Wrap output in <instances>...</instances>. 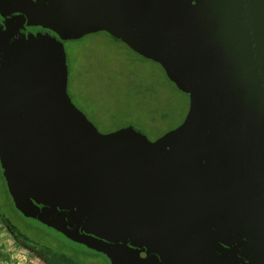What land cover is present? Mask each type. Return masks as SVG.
Masks as SVG:
<instances>
[{
    "label": "water",
    "instance_id": "water-1",
    "mask_svg": "<svg viewBox=\"0 0 264 264\" xmlns=\"http://www.w3.org/2000/svg\"><path fill=\"white\" fill-rule=\"evenodd\" d=\"M105 33L188 95L102 133L66 44ZM0 170L16 212L108 264H264V0H0Z\"/></svg>",
    "mask_w": 264,
    "mask_h": 264
},
{
    "label": "rangeland",
    "instance_id": "rangeland-1",
    "mask_svg": "<svg viewBox=\"0 0 264 264\" xmlns=\"http://www.w3.org/2000/svg\"><path fill=\"white\" fill-rule=\"evenodd\" d=\"M66 52L70 96L102 133L131 126L156 140L185 120L188 96L168 80L157 63L143 60L123 43L100 33L90 35L84 43H67ZM0 197L6 202L1 180ZM11 216L19 230L41 239L45 237L23 218L24 221ZM66 253L81 260L74 252ZM0 257L20 264H71L26 241L1 216ZM82 259L90 264H106L102 258Z\"/></svg>",
    "mask_w": 264,
    "mask_h": 264
},
{
    "label": "trees",
    "instance_id": "trees-1",
    "mask_svg": "<svg viewBox=\"0 0 264 264\" xmlns=\"http://www.w3.org/2000/svg\"><path fill=\"white\" fill-rule=\"evenodd\" d=\"M100 34V33H97V35ZM105 34V33H103ZM96 35V34H93V36ZM106 35V34H105ZM92 36V35H91ZM108 36V35H107ZM87 38H89V36L85 37L84 39L82 40H79V41H75V42H79V43H84ZM111 38V37H110ZM115 41H118L114 38H111ZM120 42V41H118ZM143 60H146V61H150V60H147V59H144ZM159 65V64H158ZM160 66V65H159ZM161 67V66H160ZM162 68V67H161ZM163 70V69H162ZM164 74L166 75L165 71L163 70ZM167 77V76H166ZM169 80V79H168ZM172 83V82H171ZM173 84V83H172ZM175 87L176 85L173 84ZM177 88V87H176ZM178 89V88H177ZM187 95V94H186ZM188 96V95H187ZM167 118V115H164L163 116V119H166ZM0 180L2 181V184H3V187L5 188V195H6V202L3 201V199H1L0 197V216L1 218L4 220V222L6 223V225L10 228H14V229H17V231L20 233V235L28 242L32 243V244H35L37 245L38 247L42 248V249H45L47 251H49L50 253L52 254H55V255H58L60 257H63L66 261L70 262L71 264H90L88 263V261H85L83 260L82 258H102L104 261L105 259L101 256H98V255H92V254H87V253H82V252H78L74 249H72L71 247H68L66 245H64L63 243L59 242L58 240L52 238L51 236H49L47 233H45L44 231L32 226L30 223V227L38 230L39 232H42L45 234V237L44 238H38V236H34V235H29L25 232H23L22 230H19V227L14 223L13 221V217L11 216L14 215L15 217L19 218V219H22V217L16 212V210L13 208L12 206V203H11V199L8 195V192L6 190V187H5V181L2 177V173H1V170H0ZM23 220V219H22ZM24 221V220H23ZM50 238V239H48ZM53 242V243H51ZM56 242V243H54ZM57 244V245H56ZM60 245V246H59ZM66 251H69V252H74L76 253L77 257L78 258H81V260H75L73 259L71 256H69ZM2 259V257H0V260ZM106 264H108L106 261H105Z\"/></svg>",
    "mask_w": 264,
    "mask_h": 264
},
{
    "label": "crops",
    "instance_id": "crops-1",
    "mask_svg": "<svg viewBox=\"0 0 264 264\" xmlns=\"http://www.w3.org/2000/svg\"><path fill=\"white\" fill-rule=\"evenodd\" d=\"M0 264H20V263H17L15 261H11V260L10 261H4V259H1Z\"/></svg>",
    "mask_w": 264,
    "mask_h": 264
}]
</instances>
